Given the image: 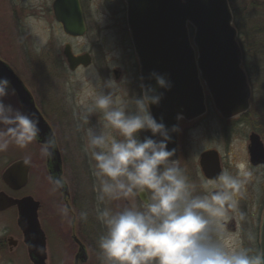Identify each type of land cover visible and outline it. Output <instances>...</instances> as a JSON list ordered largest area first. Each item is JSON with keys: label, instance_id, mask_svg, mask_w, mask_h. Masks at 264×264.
<instances>
[{"label": "clouds", "instance_id": "obj_1", "mask_svg": "<svg viewBox=\"0 0 264 264\" xmlns=\"http://www.w3.org/2000/svg\"><path fill=\"white\" fill-rule=\"evenodd\" d=\"M154 75L160 87H169L164 77ZM153 92L146 87L141 98L133 99L134 111L114 100L113 92L97 95L89 109L102 113L104 121L100 132L87 129L84 147L98 181L96 218L105 228L98 240L102 264H264V248H229L223 243L220 226L229 210H237L251 172L244 163H238L236 176L222 172L216 178L215 191H207L208 181H203L205 194L193 195L179 160L172 159L176 150L168 148L172 140L169 130L151 114L150 105L159 104L161 99ZM9 95H16V89L7 77H0V152L10 144L26 148L40 133L34 114L5 103ZM108 129L116 135L105 131ZM179 130L178 126L171 129ZM142 131L162 139L141 140ZM56 148L52 134L42 142L41 155L51 157ZM50 180L54 191L65 183L60 178ZM136 196L144 200L139 208L113 211L107 206L99 207L106 200ZM87 217V212L80 213L82 220Z\"/></svg>", "mask_w": 264, "mask_h": 264}, {"label": "rangeland", "instance_id": "obj_2", "mask_svg": "<svg viewBox=\"0 0 264 264\" xmlns=\"http://www.w3.org/2000/svg\"><path fill=\"white\" fill-rule=\"evenodd\" d=\"M19 1V0H18ZM38 3L37 0H28ZM234 14V25L239 33V43L244 48V65L251 69L255 86V99L264 100V0H230ZM28 8L20 17L23 22L24 41L20 49L22 57L12 50L11 59L17 61L27 82L31 80L40 92V105L45 117L52 124L61 148L67 155L68 179L75 190L77 213L87 212L90 224L92 243V264H102L98 240L105 228L96 218L98 207V181L93 175L89 154L84 151L87 142V129L100 132L104 121L102 113L90 112L94 99L99 94L113 92L114 100L134 104L135 98L142 97L141 85L136 73L138 60L129 40L119 11L91 9L85 12L87 32L83 37L68 36L56 21L54 12ZM192 32V29H191ZM67 44L73 48L75 55L91 54L92 65L76 72L69 70L63 51ZM245 46V47H244ZM13 49V48H12ZM115 70L124 72L116 79ZM43 77V79H41ZM41 79V80H40ZM115 81L109 86L106 82ZM39 102V101H38ZM205 120L204 125L184 138L185 153L179 167L184 171L191 185L193 195H204L203 179L200 173V156L208 149H216L220 156L224 172H228V139L219 121L213 113ZM85 120L87 122H85ZM113 135L116 133L111 130ZM143 140L146 136L140 134ZM119 138V137H117ZM244 135L236 134L231 138V175L236 176L238 163H244L251 176L242 189L241 200L248 195L252 202L251 209H242L238 213L231 212V219L243 214L244 223L237 233L221 226L223 243L229 248H254L255 236L253 228L248 225L250 214L264 202V170H254L248 165L243 150ZM11 148L0 153V189L8 191L2 175L14 160L29 155L30 149L19 148L11 144ZM215 189V184L208 182L207 191ZM251 197V198H250ZM247 199V198H246ZM131 206L141 207L143 202L138 196L129 199L105 201L99 207H109L113 211L123 210ZM85 206V207H84ZM250 212V213H249ZM249 213V214H248ZM254 239L249 240V236Z\"/></svg>", "mask_w": 264, "mask_h": 264}, {"label": "water", "instance_id": "obj_3", "mask_svg": "<svg viewBox=\"0 0 264 264\" xmlns=\"http://www.w3.org/2000/svg\"><path fill=\"white\" fill-rule=\"evenodd\" d=\"M126 1L128 27L141 68L143 91L151 87L154 89L151 94L161 96L159 104H152L150 108L157 122L164 123L169 130L172 140L168 148L176 150L172 159L179 160L178 132L171 131L173 126H178V116L187 121L204 116L208 96L226 120L245 113L250 107L251 87L243 69V51L233 10L229 0ZM54 16L68 36L78 38L86 34L79 0H57ZM63 54L72 72L79 67L88 68L93 62L89 53L75 55L70 44L65 46ZM0 72L8 75L24 111L39 120L38 136L44 142L53 133L30 92L1 60ZM154 74L164 77L169 87H160ZM250 154L254 165L264 164V147L257 135L252 136ZM26 166L24 161L11 165L2 175L5 184L14 190L21 189L27 182ZM201 166L208 179H216L221 174L219 153L216 150L203 153ZM139 198L144 202L142 197ZM32 202L33 199L18 200L0 192V211L18 207L19 226L25 227L28 236L33 238L30 243L32 261L44 264V258L38 256L45 250L37 219L38 206ZM261 248H264V218Z\"/></svg>", "mask_w": 264, "mask_h": 264}, {"label": "flooded vegetation", "instance_id": "obj_4", "mask_svg": "<svg viewBox=\"0 0 264 264\" xmlns=\"http://www.w3.org/2000/svg\"><path fill=\"white\" fill-rule=\"evenodd\" d=\"M37 1L38 3H30L28 0H0V60L14 71L15 75L22 81L25 88L30 92L33 102L42 113L50 125L52 133L55 135L57 148L51 157H43L40 151L43 141L38 136L33 143L27 146L30 149L29 155L25 158L22 157L14 160L13 162H9L10 164H8L5 169L6 171L11 165L18 161L25 162L27 158L28 162L26 163V169L28 177L26 184L23 185L21 189L14 190L7 186L3 181L8 191L0 189V192H4L9 197L18 200L33 199V205H36L35 203H37V219L43 233L42 242L44 241L45 244V250H41L38 256L39 259L44 258V264H92L94 260L92 256V243L89 229L90 224L87 220L83 223L79 220V214L76 210L77 203L74 193L75 190L71 181H69L67 174V155L65 149L61 148L52 124L48 121L42 111L41 105L39 104L40 92L38 88L35 87L36 84L32 80L28 83L26 77L24 76L25 74L20 70V65H18L17 61H13L11 59L12 50L16 51L15 54H17L18 57H22L23 55V50L19 48L20 45L22 46L24 41L23 22L20 17L23 15V11L28 8L27 6L40 10H52L53 12L55 10L57 0ZM79 2L84 13V19L85 12L91 9L119 11L120 14L118 17H122L129 40L132 43L127 20L128 3L126 0H79ZM244 64L243 53V69L247 74L248 82L251 87L249 109L237 117L226 120L218 113L211 98H207V113L204 116L193 121H187L183 118L180 119L178 123V127L180 129L178 131L179 165L182 162L183 153H185V136L188 132H192L204 125L205 120L212 115L209 113H213L223 130L227 133L229 174H231V138L233 139L236 134L244 135L243 150L245 151L249 167L254 170H264L263 163L258 165H254L252 163L250 154V146L253 135H257L259 137L264 147V100L254 98L255 86L252 79V71ZM81 68L83 67H79L77 70ZM140 70L141 68L138 61L136 73L141 85L143 96L144 91ZM115 71H117V74L115 75L116 79H119L121 75H124V72H120L119 70ZM0 77H7L9 79L8 75L6 76L2 72H0ZM41 79H43V77ZM5 103H10L14 107L20 108L24 111L17 90L16 95H9L5 98ZM127 108L129 111H134L135 105L128 104ZM150 111L153 115L151 108ZM142 132L146 137L159 140L158 135L152 136L150 131ZM9 148L13 149L11 144L9 145ZM210 150L216 149L205 150L202 154ZM2 152L0 153L2 154ZM201 156L199 161L200 173L202 174L204 180L215 184L216 179H208L205 176L204 170L201 166ZM0 158L2 157L0 156ZM220 166L222 173L224 172V169L221 156ZM50 177L62 179L65 182L63 188L54 191L53 189L55 186L51 182ZM215 190L216 188L213 191ZM240 198L241 196L239 197L237 210H229L226 217L220 221V226L225 228L230 234L231 232L237 233L244 223V219L241 218L240 213L238 217L231 219V212L238 213L240 210L242 211V209L248 211V209H251V204L253 202L251 199H248V195L244 196L243 200ZM126 202L130 207L131 204L129 201ZM263 218L264 202L260 204L255 213L252 212V214H250L249 222L247 223L254 231V251L261 249V228ZM32 240L33 238L28 236L25 227L22 228L19 226V210L17 206L0 211V264H34L30 255V243Z\"/></svg>", "mask_w": 264, "mask_h": 264}, {"label": "trees", "instance_id": "obj_5", "mask_svg": "<svg viewBox=\"0 0 264 264\" xmlns=\"http://www.w3.org/2000/svg\"><path fill=\"white\" fill-rule=\"evenodd\" d=\"M230 5H231V2H230ZM192 29V34H193V28H191ZM245 47V46H244ZM241 48H242V51H243V53H244V48H243V45L241 46ZM208 98L210 99V97L208 96Z\"/></svg>", "mask_w": 264, "mask_h": 264}, {"label": "bare ground", "instance_id": "obj_6", "mask_svg": "<svg viewBox=\"0 0 264 264\" xmlns=\"http://www.w3.org/2000/svg\"><path fill=\"white\" fill-rule=\"evenodd\" d=\"M229 2H230V0H229Z\"/></svg>", "mask_w": 264, "mask_h": 264}]
</instances>
